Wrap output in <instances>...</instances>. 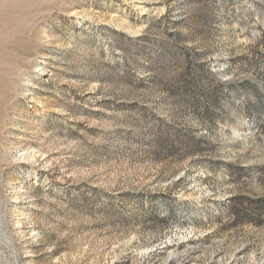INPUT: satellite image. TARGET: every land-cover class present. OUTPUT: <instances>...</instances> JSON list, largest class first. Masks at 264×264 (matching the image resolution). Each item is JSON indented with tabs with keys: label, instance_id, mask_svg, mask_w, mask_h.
<instances>
[{
	"label": "rangeland",
	"instance_id": "obj_1",
	"mask_svg": "<svg viewBox=\"0 0 264 264\" xmlns=\"http://www.w3.org/2000/svg\"><path fill=\"white\" fill-rule=\"evenodd\" d=\"M173 254L264 264V0H0V264Z\"/></svg>",
	"mask_w": 264,
	"mask_h": 264
},
{
	"label": "bare ground",
	"instance_id": "obj_2",
	"mask_svg": "<svg viewBox=\"0 0 264 264\" xmlns=\"http://www.w3.org/2000/svg\"><path fill=\"white\" fill-rule=\"evenodd\" d=\"M178 262H180V261H178ZM182 262V261H181ZM165 264H178L177 263V256H176V254L174 255H172V256H170L166 261H165Z\"/></svg>",
	"mask_w": 264,
	"mask_h": 264
}]
</instances>
